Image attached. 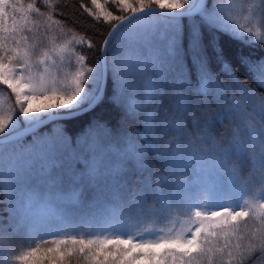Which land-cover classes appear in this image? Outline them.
Instances as JSON below:
<instances>
[{
  "label": "snow or ice",
  "instance_id": "obj_1",
  "mask_svg": "<svg viewBox=\"0 0 264 264\" xmlns=\"http://www.w3.org/2000/svg\"><path fill=\"white\" fill-rule=\"evenodd\" d=\"M90 4L0 0V264H264V0Z\"/></svg>",
  "mask_w": 264,
  "mask_h": 264
},
{
  "label": "trees",
  "instance_id": "obj_2",
  "mask_svg": "<svg viewBox=\"0 0 264 264\" xmlns=\"http://www.w3.org/2000/svg\"><path fill=\"white\" fill-rule=\"evenodd\" d=\"M24 2L28 3L31 2V0H24ZM80 2L81 0H68V3L71 5V7L65 13V15L66 17L70 18V20L75 21L76 27L81 29H88L89 38H91L94 41H98L100 40L102 34L106 35V31H105L106 26L102 27L100 25H94L92 23V18L88 16L87 13H84L81 9H79ZM84 2L89 6H91L90 0H84ZM100 2L103 4L104 0H100ZM237 2L240 3L242 2V0H237ZM65 39H67V37H64L62 34H58L57 32L53 31L47 34L45 38V44L48 47H54L62 43ZM84 54H86V57L90 60H95L96 58L94 50H88L86 46L84 47ZM62 71L68 72L70 71V69L65 68L62 69ZM13 103H14V98L9 97V91H6L3 86H0V106L5 107L7 110V108L11 107ZM70 127L74 130L76 126L72 125ZM220 194L223 195L225 198H231L232 196V194L227 191H223ZM249 203L251 206L255 207L256 200L249 197ZM3 207L4 205L0 204V209H2ZM4 215H6V213H4ZM159 221L160 222L157 223L154 227L156 229L163 228L165 232H167L169 228L173 229L174 231H179L191 226L188 223L187 216H183V215L179 217V222L172 224L169 223V220L166 218V214L162 213L159 217ZM249 223L251 224L252 222L250 221ZM38 240L39 238L37 237V242ZM20 241H21V252L26 251L27 247H25L24 245L27 243H31V241H26V238L24 236L20 237ZM72 264H91V262L80 258V259H74ZM204 264H206V262H204Z\"/></svg>",
  "mask_w": 264,
  "mask_h": 264
},
{
  "label": "rangeland",
  "instance_id": "obj_3",
  "mask_svg": "<svg viewBox=\"0 0 264 264\" xmlns=\"http://www.w3.org/2000/svg\"><path fill=\"white\" fill-rule=\"evenodd\" d=\"M56 72H57V69L56 68H52V73L53 74H56ZM3 107V106H2ZM5 110H6V108L5 107H3Z\"/></svg>",
  "mask_w": 264,
  "mask_h": 264
}]
</instances>
